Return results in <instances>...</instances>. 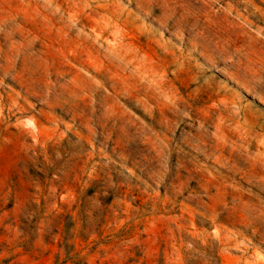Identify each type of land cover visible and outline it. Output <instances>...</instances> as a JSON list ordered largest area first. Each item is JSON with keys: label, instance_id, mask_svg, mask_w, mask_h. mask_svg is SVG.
Segmentation results:
<instances>
[{"label": "rangeland", "instance_id": "obj_1", "mask_svg": "<svg viewBox=\"0 0 264 264\" xmlns=\"http://www.w3.org/2000/svg\"><path fill=\"white\" fill-rule=\"evenodd\" d=\"M0 264H264V0H0Z\"/></svg>", "mask_w": 264, "mask_h": 264}]
</instances>
